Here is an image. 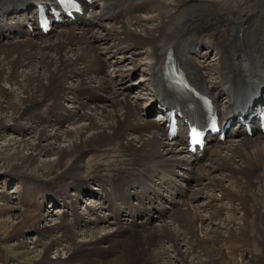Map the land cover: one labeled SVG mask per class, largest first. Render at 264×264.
Returning a JSON list of instances; mask_svg holds the SVG:
<instances>
[{"label": "bare ground", "instance_id": "bare-ground-1", "mask_svg": "<svg viewBox=\"0 0 264 264\" xmlns=\"http://www.w3.org/2000/svg\"><path fill=\"white\" fill-rule=\"evenodd\" d=\"M36 1L0 0V167L24 197L0 204V264H264V133L184 135L202 92L223 119L264 100V0H94L47 33ZM169 54L192 84L173 137L150 115L176 98Z\"/></svg>", "mask_w": 264, "mask_h": 264}, {"label": "rangeland", "instance_id": "rangeland-1", "mask_svg": "<svg viewBox=\"0 0 264 264\" xmlns=\"http://www.w3.org/2000/svg\"><path fill=\"white\" fill-rule=\"evenodd\" d=\"M105 24V23H104ZM56 30V29H55ZM55 30L53 31L54 32V34H55ZM95 31H96V29H95ZM98 31V30H97ZM209 55H210V57H212V58H216V53H215V51H211V53H209ZM110 60H104L103 62H105V63H107V62H109ZM141 72H138V73H136V74H134L133 76H132V79H130V80H128L127 81V83L129 84H131V85H138V84H132L131 82H135V83H137L138 81H139V79H137V78H139V76L141 75L140 74ZM134 80V81H133ZM137 80V81H136ZM125 85V84H124ZM138 90H140V91H142V92H146L145 90H143V89H139L138 87H132L129 91V93L130 94H134L135 92H138ZM139 93V92H138ZM140 95V94H139ZM142 95V97H144V94H141ZM148 98V97H147ZM144 100H146L145 98H144ZM143 100V101H144ZM150 115H156L157 116V114L156 113H154V111H151L150 112ZM149 115V117H154V116H150ZM5 134V133H4ZM1 135L0 136V143H2V142H4V139L6 138L5 137V135ZM8 134V133H7ZM10 135V134H9ZM12 135V134H11ZM6 168V166H4L3 168L2 167H0V204H5V203H9V204H11V205H13V206H15L16 208L18 207L19 208V206H21V205H23L24 204V202H23V200H24V197L22 196V197H20V194H17V193H15L17 196L16 197H13L11 194H9V193H11V190H17V188L16 187H14L15 185H17L18 183L16 182L17 180V178H18V176L17 175H15V174H9L7 177H9V178H11V179H13V181L12 182H9L8 184H7V182L6 181H4L3 180V177H6V175H7V173H4L3 171H4V169ZM12 175V176H11ZM14 180H16V181H14ZM6 183V184H5ZM3 184L5 185V186H3ZM90 187L91 188H94V190H95V192L98 190L99 191V188L98 187H96L95 188V186L94 185H90ZM98 188V189H97ZM186 188H187V186H186ZM6 191V192H5ZM18 192H19V190H17ZM24 193V191L22 190V194ZM5 194V195H4ZM9 194V195H8ZM7 195L8 196H12L13 198H11L9 201H6V199H4V198H6L7 197ZM90 194H86V195H84L83 197H81L80 198V205L82 206V207H85V208H87V207H91V206H93V204L95 203V202H98V198H99V196H97V195H93V196H89ZM170 197H171V195H169ZM18 197H20V198H18ZM218 197V196H217ZM18 198V199H17ZM92 198V199H91ZM174 198V197H173ZM185 198H187V197H185ZM183 199V203H188V202H190V198L188 197V200H186V199ZM102 200H103V202H104V200H105V198H104V194L102 193ZM199 199H196L195 201L197 202ZM178 205H181V204H177L176 203V206H175V209L177 210V211H180L181 210V208L180 209H178ZM163 208H164V206H163ZM56 209H58L59 211H60V208L58 207V204H54V203H52V204H49L48 206H46L42 211L43 212H45V213H50V214H53L54 216H56V215H59L58 213H56ZM105 210H102V213H106L107 212V214H106V216H108V219H109V221H111V220H113V215H112V213L114 212V210H113V207L111 206V207H109V206H106L105 208H104ZM160 209H162V208H160ZM19 210V209H18ZM159 210V209H158ZM155 214H158V212L157 213H154L153 215H155ZM139 219H141V218H138V219H136V220H138L139 221ZM152 222H153V220L151 221V223H150V225L152 224ZM150 225H147L146 227L149 229V227H150ZM34 234H33V231H30L29 233H28V236H27V239L29 240V241H31V240H33L32 238L34 237L33 236ZM254 247H253V251L255 252L256 250H257V245L256 244H254L253 245ZM5 247H3V245L0 243V251L2 252V253H4V254H8L9 255V253H10V251H8V249L7 248H5ZM257 252V251H256ZM54 257V253L52 252V253H50V255H49V259H52ZM243 257V258H242ZM241 258H240V260H242L241 261V263H244L245 264V261H243V260H245L244 259V256H242ZM259 259L261 260V258L259 257ZM258 259V260H259ZM261 262V261H260ZM258 263H259V261H258ZM258 263H256L255 262V264H258ZM262 263V262H261ZM261 263H259V264H261ZM23 264H25V263H23ZM249 264H252V263H249Z\"/></svg>", "mask_w": 264, "mask_h": 264}]
</instances>
